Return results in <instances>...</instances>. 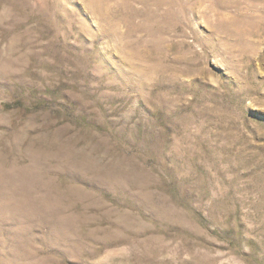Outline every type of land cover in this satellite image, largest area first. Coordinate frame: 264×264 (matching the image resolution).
Returning <instances> with one entry per match:
<instances>
[{
    "label": "rangeland",
    "instance_id": "1",
    "mask_svg": "<svg viewBox=\"0 0 264 264\" xmlns=\"http://www.w3.org/2000/svg\"><path fill=\"white\" fill-rule=\"evenodd\" d=\"M0 264H264V0H0Z\"/></svg>",
    "mask_w": 264,
    "mask_h": 264
}]
</instances>
